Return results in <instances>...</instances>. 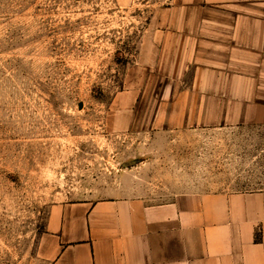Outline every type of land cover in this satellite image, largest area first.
Returning <instances> with one entry per match:
<instances>
[{"label":"rangeland","instance_id":"374dc122","mask_svg":"<svg viewBox=\"0 0 264 264\" xmlns=\"http://www.w3.org/2000/svg\"><path fill=\"white\" fill-rule=\"evenodd\" d=\"M161 1L0 0V264H38L52 204L121 182L264 190V125L159 126L167 81L139 46Z\"/></svg>","mask_w":264,"mask_h":264},{"label":"crops","instance_id":"0c3cea01","mask_svg":"<svg viewBox=\"0 0 264 264\" xmlns=\"http://www.w3.org/2000/svg\"><path fill=\"white\" fill-rule=\"evenodd\" d=\"M161 2L139 46L167 81L159 126L264 125V0ZM106 191L51 205L38 264H264V190Z\"/></svg>","mask_w":264,"mask_h":264},{"label":"water","instance_id":"95a60500","mask_svg":"<svg viewBox=\"0 0 264 264\" xmlns=\"http://www.w3.org/2000/svg\"><path fill=\"white\" fill-rule=\"evenodd\" d=\"M134 162L132 161V162H128L127 164H126V166H128V165H130V164H133Z\"/></svg>","mask_w":264,"mask_h":264}]
</instances>
